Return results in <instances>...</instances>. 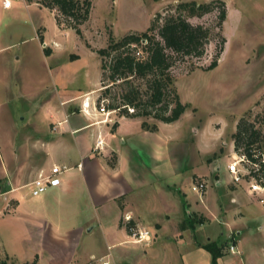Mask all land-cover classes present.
Returning a JSON list of instances; mask_svg holds the SVG:
<instances>
[{
  "label": "rangeland",
  "instance_id": "rangeland-1",
  "mask_svg": "<svg viewBox=\"0 0 264 264\" xmlns=\"http://www.w3.org/2000/svg\"><path fill=\"white\" fill-rule=\"evenodd\" d=\"M22 1L26 5H35L32 8L43 10L45 15H29L20 12L5 18L3 26L0 28V32H2L1 42L9 41L11 44L19 43L18 45L21 46L22 36L30 39L32 36L35 37L36 33L39 40L44 39L45 35L53 37L57 32L54 25L55 22L57 24L56 16L60 15L58 11H51L46 8L41 3L42 0ZM91 1L93 5L90 19L81 26L83 38L78 36L73 29L66 28L67 19L60 15L63 27L57 26L63 32L65 40L72 47L65 54L60 50L55 53L50 45L53 44L54 46L53 42L48 41L46 43L45 40L44 43H41L40 59L38 60V56L37 59H34V63L43 68L41 72L39 70L38 72H30L28 67L31 64H27L25 59L16 60L14 58L13 55L17 52L18 47H14V50L0 55V58L2 56L5 59L7 58V62L2 65L4 67H0V100H9L6 109L4 108V113L0 111V129L4 128L3 124H8L9 129L14 130L17 134L11 137L15 144L19 141L20 143H35L36 139L48 140L53 138L54 135L49 130L55 131L56 127L60 126L59 122L51 125L49 123L50 105L54 103L55 99L57 100L63 95V90L58 78L55 77V73L52 74L49 70L48 73L46 72L45 68L48 65L54 67L55 65L65 66L68 64L69 68L72 69L74 87L68 93L73 95V99L68 100L70 98L60 97L61 104L68 113H74L75 115L81 113L80 100L82 98L85 99L84 102H88L89 99L98 96L95 105L97 104L99 107L101 104L99 99L104 94L106 87L110 88L107 95V99L110 100L109 103L114 101L116 104L121 105L123 109L121 95L128 87L127 82L129 81L120 80L113 84L109 78L110 72L102 69V63L104 60L108 62L111 55L105 56V58L101 57L98 50L108 46L110 35L119 40L131 32H144L158 14L163 17L176 14L177 6L188 0ZM208 1L211 0H200L202 3ZM223 1L227 2L229 15L221 29L217 27V12L207 14L201 18H189V21L194 25L203 24L209 27L211 29V40L206 47L205 55L200 59L174 55V64L171 68L174 85L181 101L184 104H189L190 107L179 122L164 127V130L169 135L176 136L175 141L170 143L168 153L170 164H193L199 172L198 174H200L189 176L190 178L187 181L184 180V182L186 181L185 184L181 185L182 193L185 198L187 197L190 205L188 211L191 214H197L198 217L208 218L204 229L199 231L198 237L203 244L208 241V237L217 240L218 243L224 246V252L228 255V258L237 260L239 258L243 259L241 252L237 248L239 253H232L230 246L232 244L238 245V235L231 232L222 218L228 212L230 213L231 209H234L235 213L238 212V208L233 206L236 204L232 201L234 197L238 198V196L248 194L250 197L254 196L252 199H255L256 203L260 196L264 197V194L252 195L250 193L249 184L254 182L252 178L245 177L241 183H236L228 171L229 164L238 157V154L242 155L235 152L236 145L233 139L238 123L242 118L253 123L255 128L260 131L261 137L254 145V155L255 158L264 159V0ZM40 22L42 24L34 29V24ZM9 34L10 37H8ZM222 36L225 37L226 43L218 66L211 71H207V67L211 64L217 48L220 46ZM28 47V44L23 45L18 50L24 53L27 52ZM46 50H52V54L47 56L45 54ZM8 56H10L9 59ZM100 68L102 78H100ZM13 72L15 73L12 74ZM17 76L20 82L16 78ZM88 77L91 80V85L94 84V81L97 84L95 87L86 90L85 85L90 86L88 80L86 81ZM14 78L16 79L14 80ZM99 79H101L100 83H98ZM129 80L130 84L139 87L145 95L144 97H146L148 92L147 79L130 78ZM85 91H93V93L87 94ZM76 97L80 98L76 99ZM94 113L98 115L94 121L100 120L99 116H103L99 112L94 111ZM117 113H120V111H117ZM6 117L8 118L6 119ZM1 118L7 122H2ZM103 118L105 119L106 116H103ZM145 120H148L147 122L151 126H155L156 123L160 122L154 118ZM70 139L74 140V138ZM78 139H81V136ZM26 145L28 149L25 151H18V148L14 147L17 152H13L12 147H9L11 149L9 150L6 146H3L2 140H0V184L2 186L0 211L3 210L5 214H8L12 212L13 208H16L17 200L10 199L12 194L7 192V189L13 187L11 183H16V187H19L17 193L21 196V216H26V220L40 218L38 220L41 222L39 224H41L42 237L46 236L51 230L56 231V226L64 233L68 230L80 229L75 232L78 236H80V231L83 229V238H81L77 247V255L73 253V249L70 251V257L74 255L73 258H75L74 264L87 259H96L94 264H97L99 259L101 261L98 264L103 261L114 264L113 260H110L112 252L120 249H116L117 246H114L106 251L108 245H106L105 236L99 226V223H104L103 217L86 199H83V208L79 213L70 216L68 213L71 210L58 204L41 209L40 200L43 196H33L30 185L25 186L31 180L30 174H27V172L34 164H41L42 161H46L48 164L53 162L62 164V157L60 156L64 153L65 148L61 146L54 149L51 156L47 157L45 156L47 151L43 153L41 149L36 150L34 149L36 147L32 148L33 146ZM243 150L244 145L241 146V151ZM140 155L143 160L146 159L144 153L141 152ZM135 157L139 160L137 155L134 156V160ZM258 163L260 165L259 161ZM245 167L250 171L253 169L251 163L245 164ZM64 176L62 174L61 179ZM255 178L260 184H264V171L261 169L260 172H257ZM201 181H204L207 187L202 194H199L192 190V183ZM171 192L175 202L179 203L180 198L173 191ZM247 200L246 197L245 201ZM7 203L9 206L6 205ZM259 204L261 207L255 209L256 207L253 206V210H262V208L264 210V205ZM184 208L185 205L184 207L180 205L175 211L170 209L169 218H173L180 225L184 219ZM240 216V213L235 215L237 219ZM162 219L163 223L167 221L165 218ZM19 226L15 222L12 227L17 228ZM169 226L170 228L165 229L167 230L164 234L166 236L165 240L173 235L178 238L180 234L176 233L174 227L170 224ZM93 227L95 229L89 231ZM137 227L134 226V230H138ZM210 230L215 234L211 235ZM187 235V239H190L192 234L188 232ZM8 237L5 224L0 221V255L3 259L6 258L5 247H8ZM44 240L41 242L42 248L37 247L38 251L45 250ZM125 241L129 242L130 239L126 238ZM27 243L30 248L38 246L33 245L31 241ZM251 246V244L248 246L247 250L249 252L252 251ZM17 250L20 254V249ZM104 250L106 255L103 258L101 255ZM129 250V248L123 249L125 253H129ZM169 253L162 250L161 255L159 253L156 256L158 260L155 263L181 264V258H178V254ZM91 255H93V258ZM261 259L264 260V257ZM9 263L22 264L15 258H9ZM261 264H264V262Z\"/></svg>",
  "mask_w": 264,
  "mask_h": 264
},
{
  "label": "crops",
  "instance_id": "crops-1",
  "mask_svg": "<svg viewBox=\"0 0 264 264\" xmlns=\"http://www.w3.org/2000/svg\"><path fill=\"white\" fill-rule=\"evenodd\" d=\"M189 1L191 0L184 2ZM197 1L200 2V0ZM225 3L227 5V2ZM33 6L35 5H26L22 0H13L12 8L4 9L0 1V28H2L5 18L20 12L29 15H45L43 10L32 8ZM228 15L227 5V17ZM41 24L42 22L34 24V29ZM54 28L57 32L53 37L45 35L44 39L39 40L36 33L35 37L32 36L30 39L22 36L21 46L18 45L19 43L11 44L9 41L2 43V32H0V55L14 50V47L19 48L28 44L27 52L21 53L17 48V52L13 56L16 60L25 59L27 64H31L28 67L30 72H38V70L41 72L43 68L34 63V59H37V56L38 60L40 59L41 43H44L45 40L46 43L48 41L53 42L54 46L53 44L50 45L55 53L60 50L65 54L72 47L65 40V36L56 22ZM8 37H10V34ZM50 51L52 54V50ZM9 58L10 56H8ZM6 59L4 56L0 58V67H4L2 65L7 62ZM69 67L68 64L65 66L55 65L54 67L48 65L45 70L47 73L48 70L52 74L55 73V77L61 83L63 95L60 97L70 98L68 100H71L73 95L69 94L68 91L74 87V79L72 69ZM101 71L100 68V78H102ZM16 78L19 79L18 76ZM89 79V77L86 79L88 83L91 82ZM100 82L101 79H99L98 83ZM96 84L97 82L95 81L92 85L90 83V86L86 84V90L95 87ZM85 92L87 94L93 93V91ZM60 97L53 101L54 103L50 105L51 108H49L48 112L50 125L60 123V126H57L55 131L49 130L54 135L53 138L48 140L36 139L35 143H20L19 141L15 144L11 139V137L17 135L14 130L11 131L8 124H3L5 130H3L4 128L0 129V140H2L3 146L8 149L12 147L13 152L17 148L18 151H25L28 149L26 145L28 144V146H33L32 148L36 147L34 148L36 150L41 149L43 153L47 151L45 156L48 157L51 156L52 150L61 146L65 148L64 153L60 156L62 157V164H59L60 162L48 164L46 161H42L41 164H34L27 172V174H30L31 180L25 186L30 185L39 175L49 174L54 166L65 168L63 172L65 176L61 179L60 186L51 188L42 195L40 208H49L58 204L71 210L68 215H77L83 208V199H86L103 217L104 223H99V226L105 236L106 245H108L106 251L114 246H117L116 249H120L112 252L110 260H113L114 264H156L155 261L158 260L156 256L159 253L161 255L162 250L170 252L169 254H178V258H181V264H212L213 257L203 246L209 242L218 243V241L208 237V241L203 244L198 237L199 231L204 229L208 218L198 217L195 214L197 218H205L206 222L197 225L194 230H181V225L191 215V212L188 211L190 205L187 197L185 198L182 193L181 185L185 184L190 178L189 176L199 173L193 164H170L169 162L170 143L175 141L176 136L169 135L164 130V127L179 122L181 118L172 124L156 123L157 130L153 132L143 128V122L148 121L145 118L126 117L117 112L110 117L112 121H106L103 116H99L100 120L94 121L98 115L94 113L93 105L98 96L97 98L94 97V99H87L91 106V113L88 115L82 110L77 115L68 113L61 104ZM84 100L83 98L80 100L81 108ZM8 102V99L0 100V111H3V113ZM1 119L2 122H7L3 118ZM79 136H81V139H78ZM70 138H74V140ZM98 140L103 142V150H95ZM14 147L17 148L15 149ZM141 152L144 153L146 159L143 160L142 156H139ZM135 155L138 156L139 160L136 157V161L134 160ZM184 173L187 174L184 175ZM184 180L186 181L184 182ZM11 184H13V187L12 189H7V192L12 194L10 199L17 200L16 208H13L12 212L8 214H5L3 210L0 211V221L5 224L7 236H9L7 239L9 241V249L5 247L6 256L11 259L15 258L22 264L32 263L35 260H37V264H74L75 258H73L74 255L70 257V251L73 249V253L77 255V247L81 238H83V229L80 231V236H78L75 232L80 229L73 228L74 230H68L66 231L67 233H64L56 226V231L51 230V234L48 232L46 236L42 237L41 224H39L41 222L38 220L40 218L26 220V216H21V196L17 193L19 187H16V183ZM193 184L195 183H192V186ZM171 191L180 198L179 203L175 202L171 196ZM246 197L248 198L247 201H245ZM253 197L248 194L238 196V198L234 197L232 201L236 204L233 206L238 208L237 213L241 214L240 218L237 219L235 217L237 213H235L234 209H231V212H228L222 218L231 232H235L238 235V245L236 246L239 248L243 259H229L224 252L225 255L217 260V264H261L264 262L261 259L264 257V210L263 208L262 210H253V206L256 207L255 209L261 207L259 200V203H256L255 199H252ZM6 205L9 206L8 203ZM180 205L183 207L185 205V210L184 219L178 225V222H175L173 218H169V210L175 211ZM162 218H165V220L169 218V220L163 223ZM44 220L47 221L46 219ZM15 222L20 226L17 228L12 227ZM168 222L174 227L175 232L180 234L178 238L173 235L167 237L168 240H165L166 236L164 234L167 232L165 229L170 228L169 224H167ZM134 226H138L139 230H148L151 234L150 240L146 242L133 240L131 233L135 229ZM11 228L14 230H10ZM94 229V227L90 228L89 231ZM188 232L192 234L190 239H187ZM210 232L211 235L215 234L212 230ZM27 238L28 240H26ZM126 238H129L130 241H125ZM43 240L45 250L38 251L37 247H41ZM28 241L38 246L30 248ZM250 244L252 245V251L249 252L247 249ZM218 245L222 246L220 243ZM18 248L20 249V254H18ZM124 248H129V253H125L123 251ZM106 251L104 250L101 255L103 258L106 255ZM91 257L93 258V255ZM94 261L96 262V259H87L77 264H94ZM98 261L100 262L101 260L99 259ZM103 263L105 261L101 264Z\"/></svg>",
  "mask_w": 264,
  "mask_h": 264
},
{
  "label": "trees",
  "instance_id": "trees-1",
  "mask_svg": "<svg viewBox=\"0 0 264 264\" xmlns=\"http://www.w3.org/2000/svg\"><path fill=\"white\" fill-rule=\"evenodd\" d=\"M41 3L51 11H58L67 19L66 28L73 29L78 36L83 38L81 26L90 19L93 5L91 0H42ZM175 12L176 14L165 17L158 14L144 32H131L119 40L110 35L108 46L98 50L101 57L111 55L108 62L104 60L102 63V69L110 72L109 78L112 83L120 80L129 81L127 82L128 87L121 95L123 109L114 101L109 103L107 95L110 88H105L99 100L100 102L102 99L108 100V110L120 111V114L126 117L154 118L160 122L172 124L177 122L189 109L190 105L181 101L174 85V77L171 74L174 55L183 58H202L211 40V29L203 24L194 25L189 18H201L217 12V27L221 29L227 19V5L223 0H212L208 3L191 0L180 3ZM60 15L56 16V21L57 25L62 28ZM225 43L226 39L222 36L220 46L211 64L207 67V71L218 66ZM139 48L145 55L141 60L135 55ZM45 54L49 56L51 51L46 50ZM130 78L147 79L146 97L139 87L130 84ZM128 107L134 108L135 113L130 114ZM143 128L153 132L157 130L156 126H151L146 121L143 122ZM260 137V131L255 128L254 124L242 118L233 136L236 145L235 152L246 155L253 161H260L253 157L254 145ZM243 145L244 150L241 151ZM261 168L264 170V164H261ZM1 187L0 184V194ZM205 222V218H197L195 214H191L181 225V230H194L197 225ZM203 247L211 253L212 264H217V260L225 255L224 246H219L217 242H209ZM0 264L12 263H9L8 256L3 259L0 255ZM24 264H37V260Z\"/></svg>",
  "mask_w": 264,
  "mask_h": 264
},
{
  "label": "built area",
  "instance_id": "built-area-1",
  "mask_svg": "<svg viewBox=\"0 0 264 264\" xmlns=\"http://www.w3.org/2000/svg\"><path fill=\"white\" fill-rule=\"evenodd\" d=\"M2 2L4 9H11L12 8V2L13 0H0ZM137 59L141 60L144 59L145 55L142 50L138 49L135 53ZM89 106L87 107V102L85 101L82 106V112L85 114H90V103L88 102ZM106 104H108L107 99H102L101 104L98 107V105L94 103V111L99 112L101 115L106 116V121H112L110 116L115 113L116 111H110L107 109ZM128 111L130 114L135 113V109L128 107ZM103 142L101 140H98L95 150L100 151L103 150ZM255 158V155H253ZM260 160V158H257ZM253 163H252V162ZM260 165L258 162L253 161L251 158H249L246 155H239L235 158L228 166V171L232 175L233 180L236 183H241L245 177H250L254 182H251L249 184V191L252 195H260L264 194V184H260L259 181H256L255 175H257V172L261 171V164H264V159H261ZM251 163L253 165V169L250 171L245 167V164ZM257 163V164H256ZM65 171V168H61L60 166H54L49 174H41L39 175L31 184L30 187L32 189V195L42 196L45 194L49 189L55 188L60 186L61 184V175ZM264 171V170H263ZM206 183L204 181H201L199 183H195L192 186V190L196 193L202 194L206 190ZM259 202L264 205V197L259 198ZM150 232L148 230H133L131 233V237L136 242H146L150 240ZM230 251L232 253H239V250H237V246L235 244H232L230 246ZM103 264H109L108 262H105Z\"/></svg>",
  "mask_w": 264,
  "mask_h": 264
},
{
  "label": "bare ground",
  "instance_id": "bare-ground-1",
  "mask_svg": "<svg viewBox=\"0 0 264 264\" xmlns=\"http://www.w3.org/2000/svg\"><path fill=\"white\" fill-rule=\"evenodd\" d=\"M87 107L89 106V104H88V102H87V105H86Z\"/></svg>",
  "mask_w": 264,
  "mask_h": 264
}]
</instances>
